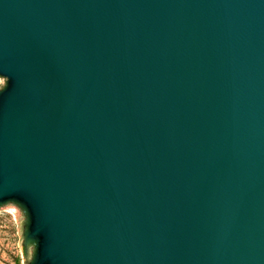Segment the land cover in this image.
Listing matches in <instances>:
<instances>
[{
  "label": "water",
  "instance_id": "obj_1",
  "mask_svg": "<svg viewBox=\"0 0 264 264\" xmlns=\"http://www.w3.org/2000/svg\"><path fill=\"white\" fill-rule=\"evenodd\" d=\"M0 76L28 264H264V0H0Z\"/></svg>",
  "mask_w": 264,
  "mask_h": 264
},
{
  "label": "rangeland",
  "instance_id": "obj_2",
  "mask_svg": "<svg viewBox=\"0 0 264 264\" xmlns=\"http://www.w3.org/2000/svg\"><path fill=\"white\" fill-rule=\"evenodd\" d=\"M5 78L0 76V89ZM27 217L16 202L0 204V264H28L33 257L34 243L24 242Z\"/></svg>",
  "mask_w": 264,
  "mask_h": 264
}]
</instances>
